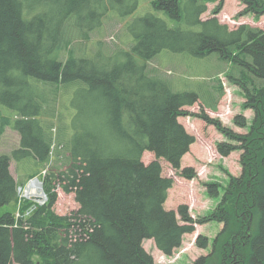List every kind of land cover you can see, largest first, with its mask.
I'll return each instance as SVG.
<instances>
[{
  "label": "trees",
  "instance_id": "16d2710c",
  "mask_svg": "<svg viewBox=\"0 0 264 264\" xmlns=\"http://www.w3.org/2000/svg\"><path fill=\"white\" fill-rule=\"evenodd\" d=\"M239 1L245 14L264 13V0ZM209 2L216 5L203 17ZM223 2L0 0V135L10 128L19 137L0 154V207L16 200L23 181L12 175L11 160L22 170L23 159L25 180L39 175L46 195L27 215H0V264H37L34 256L40 264H157L145 240L171 256L208 220L221 228L193 264H264V29L229 28L216 15ZM107 20L122 23L123 46L104 49L98 39L88 51L72 47ZM163 51L215 67L201 71L197 90L174 91L155 59ZM223 63L253 113L246 133L204 112L216 110L222 97L204 81ZM40 85L47 86L39 90L44 95L34 91ZM196 102V115L227 139L216 151H242L240 174L230 175L213 210L198 218L185 202L166 207L175 179L161 163L176 176L195 177L182 166L195 136L179 117ZM233 122L247 126L243 114ZM145 152L154 158L145 162ZM218 185L205 186L216 196ZM57 189L74 194L69 214L53 210ZM198 244L205 249L208 239Z\"/></svg>",
  "mask_w": 264,
  "mask_h": 264
},
{
  "label": "rangeland",
  "instance_id": "374dc122",
  "mask_svg": "<svg viewBox=\"0 0 264 264\" xmlns=\"http://www.w3.org/2000/svg\"><path fill=\"white\" fill-rule=\"evenodd\" d=\"M215 5L216 2H209L208 10L202 16H209ZM244 8L245 6L239 0H224L222 8L216 15L220 22L226 23L229 28H235L240 23H246L264 29V13L256 15L247 12L245 14V12H242ZM122 33L121 22L107 20L101 31L93 33L92 37L73 42L72 47L78 48L81 46L85 51H88L93 48V43L100 39L102 48L112 50L119 44L123 46L120 42ZM155 59L159 61L160 73L171 81L174 91L193 90V87L197 90V87H200V82L197 81L198 76L204 75L201 71L210 72L208 67H215L209 65L207 59H196L186 54L167 51L161 52ZM226 69L227 66L224 67L223 63L221 70L215 71L210 77L206 76L204 82L207 89L214 88L216 97V89H218V92L223 91V94L221 99L218 100L216 110L205 108L204 112L210 117L218 118L224 126L230 127L236 132L246 133L252 121L253 113L250 109L244 107L245 98L239 86L227 80ZM46 88V85H40L34 91L44 95L39 90ZM71 98L72 96L70 100ZM77 98L80 100L81 95H78ZM199 104L200 102H196L191 107H185L189 114L179 117L185 128L195 136V141L189 152L182 159V166H191L195 171V177L185 179L179 175L176 176L175 173L177 172L173 171L168 163L161 161L163 173L173 175L175 179L172 189L168 192L166 207L174 208L173 206L176 204L185 202L189 205V213L194 218L205 217L213 210L220 200L219 198L223 193L222 189L227 185L230 175L238 176L240 174L242 154L241 150H235L228 156L223 157L216 151L217 143L227 139L213 125L207 124L196 115L197 112L201 111ZM237 114H243L246 117L247 126L245 128H240L233 122V118ZM0 116H3V114ZM18 138L17 132L5 128L0 135V154L9 153L14 149ZM153 158L154 155L150 152L143 154L145 162ZM17 163H19L22 170L11 160L10 171L15 179L23 181H18L16 200L12 204L0 207V215L6 211L15 214V216L27 215L32 205H41L25 195L24 189L31 178L25 180L26 173L24 170L28 171L25 161L19 158ZM35 177L39 179V175L32 177V179ZM208 182L220 184L218 185L219 195L213 196L207 191L205 185ZM57 191V201L53 206L55 213L65 215L76 209L77 204L74 200V194L64 193L60 189H57ZM220 228L221 223L216 220L200 222L199 225H196V230L193 233L184 235L181 246L175 249L171 256H166L158 251L152 240H145L144 246L153 255L157 264H193L199 255L207 254L210 251L212 240ZM201 236L208 239V245L205 249L200 248L198 244V239ZM33 259L37 261V264H40L37 256H34Z\"/></svg>",
  "mask_w": 264,
  "mask_h": 264
},
{
  "label": "bare ground",
  "instance_id": "6f19581e",
  "mask_svg": "<svg viewBox=\"0 0 264 264\" xmlns=\"http://www.w3.org/2000/svg\"><path fill=\"white\" fill-rule=\"evenodd\" d=\"M28 185L25 187V195L29 198L36 200L41 199L39 202H43L45 200L44 194L40 188V182L38 178H31Z\"/></svg>",
  "mask_w": 264,
  "mask_h": 264
},
{
  "label": "water",
  "instance_id": "95a60500",
  "mask_svg": "<svg viewBox=\"0 0 264 264\" xmlns=\"http://www.w3.org/2000/svg\"><path fill=\"white\" fill-rule=\"evenodd\" d=\"M36 200H40V199H37ZM35 205H32V207L30 208V210L34 209Z\"/></svg>",
  "mask_w": 264,
  "mask_h": 264
},
{
  "label": "built area",
  "instance_id": "2783aa9c",
  "mask_svg": "<svg viewBox=\"0 0 264 264\" xmlns=\"http://www.w3.org/2000/svg\"><path fill=\"white\" fill-rule=\"evenodd\" d=\"M40 188L42 189V187H41V183H40Z\"/></svg>",
  "mask_w": 264,
  "mask_h": 264
},
{
  "label": "crops",
  "instance_id": "0c3cea01",
  "mask_svg": "<svg viewBox=\"0 0 264 264\" xmlns=\"http://www.w3.org/2000/svg\"><path fill=\"white\" fill-rule=\"evenodd\" d=\"M186 156V155H185Z\"/></svg>",
  "mask_w": 264,
  "mask_h": 264
}]
</instances>
